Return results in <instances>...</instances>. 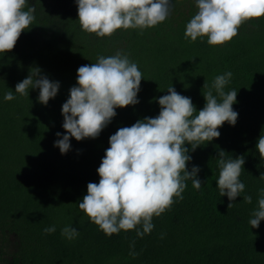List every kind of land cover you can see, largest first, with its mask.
<instances>
[{"label":"trees","instance_id":"trees-1","mask_svg":"<svg viewBox=\"0 0 264 264\" xmlns=\"http://www.w3.org/2000/svg\"><path fill=\"white\" fill-rule=\"evenodd\" d=\"M27 3L35 7L33 24L11 52L0 54V264H264V220L257 228L249 224L264 188L259 179L264 160L256 150L264 134V16L245 21L224 45L210 46L207 37L189 42L184 36L198 11L195 0H169L164 22L142 33L118 29L110 37L82 31L76 0ZM117 51L128 55L143 74L139 102L117 108L97 138H70V150L61 154L54 143L66 134L61 108L76 86L77 69ZM33 67L59 82L47 105L38 102L39 89H29L28 97L15 93ZM228 71L232 77L224 91H237L232 106L237 122H225L218 138L188 153L186 168L200 169L196 179L201 188L186 181L183 200L174 198L170 209L154 216L153 230L142 238L135 230L106 236L78 204L87 195V185L99 183L97 169L109 137L158 116L157 101L170 86L191 98L198 113L205 105L204 83L211 86ZM8 90L15 99H4ZM220 150L225 158L245 159L240 176L245 189L229 209L216 183ZM245 195L252 197L251 204L243 201ZM53 225L55 232L44 233ZM65 226L76 228L79 236L66 239L61 235Z\"/></svg>","mask_w":264,"mask_h":264},{"label":"clouds","instance_id":"clouds-1","mask_svg":"<svg viewBox=\"0 0 264 264\" xmlns=\"http://www.w3.org/2000/svg\"><path fill=\"white\" fill-rule=\"evenodd\" d=\"M76 4L82 31L97 37H110L118 29H139L142 33L164 22L171 7L169 0H76ZM195 4L198 11L186 24L185 39L195 42L207 37L210 46L224 45L237 36L245 21L264 16V0H195ZM34 13L35 7H29L27 0H0V54L13 50L21 33L33 24ZM231 77L232 72L228 71L216 76L211 86L204 83L205 105L198 113L191 98L170 86L168 94L157 101L158 116L138 120L109 137V147L97 169L99 183L90 182L87 195L78 204L106 236L135 230L137 237L142 238L153 230L154 216L170 209L176 199L183 200L186 181L191 180L196 190L201 188V181L196 179L200 169L186 168L191 159L188 153L218 138V129L225 122L230 126L236 124L238 113L232 106L237 91H224ZM142 79L137 63L120 51L80 66L76 86L69 90V98L61 108L66 134L57 139L54 147L65 154L70 150V138H97L115 117L117 108L139 102ZM59 87V82L50 81L40 68L33 67L17 83L15 93L28 97L29 89H39L38 102L47 105ZM15 98L11 90L4 96L6 101ZM56 135L61 137L60 133ZM256 150L264 160V134L259 135ZM218 157L217 189L220 197L227 196L229 209L245 189L240 181L245 159L225 158L223 150ZM259 179L264 180V174ZM243 201L251 204L252 197L245 195ZM251 215L249 224L257 228L264 220V188L260 189L258 207ZM55 230L53 225L43 231L50 234ZM61 235L73 240L79 232L65 226Z\"/></svg>","mask_w":264,"mask_h":264}]
</instances>
